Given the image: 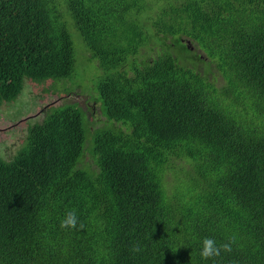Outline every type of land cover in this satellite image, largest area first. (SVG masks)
Segmentation results:
<instances>
[{
  "label": "trees",
  "instance_id": "1",
  "mask_svg": "<svg viewBox=\"0 0 264 264\" xmlns=\"http://www.w3.org/2000/svg\"><path fill=\"white\" fill-rule=\"evenodd\" d=\"M70 30L81 90L0 157V264H264V0H0V104L71 78Z\"/></svg>",
  "mask_w": 264,
  "mask_h": 264
},
{
  "label": "rangeland",
  "instance_id": "2",
  "mask_svg": "<svg viewBox=\"0 0 264 264\" xmlns=\"http://www.w3.org/2000/svg\"><path fill=\"white\" fill-rule=\"evenodd\" d=\"M63 19L69 28V20L64 17ZM69 32L71 34L72 41L76 47L74 48L75 57H76V67H75L76 71L71 76V78L67 80H61L58 83L48 81V82H45L43 86H34L33 84H30L27 87V89H26V86L28 85V83L32 81L29 79H25L24 89L21 95L14 102L8 103L12 105L18 103L17 109H15L14 106H11V108L13 109L12 118L17 120L15 123H13L15 124V127L13 128L12 131H10L9 123L5 119L3 120L1 119L3 117H6L8 115V112H5L3 106H0V157L1 158L6 159V160H11L14 157V155L17 153V151L23 145V140L25 139L23 135L26 132L27 123L28 121H30V119H26V121H22V118H20L19 116V114L22 112V107L20 106L22 105V102L26 100L28 101V104L30 105L28 116H30V118H32L31 120L34 121L41 117L40 113H41V108L43 106V105H38L37 103L40 102L42 104L44 101L49 99L50 96H53V94H55L53 97H51L49 101V102H54L55 105L47 106L44 110H48L50 108H56V107H59L60 105L63 106L65 103H68V104L71 103L72 100L71 98H69L66 101H62L61 95L68 96L70 95V93H74L73 90L75 89H77L75 90V92H78L81 90L80 88L77 87L74 81L77 80L79 83H82L83 74H84L83 63L86 62V58L89 55L84 54V49L80 46L82 45L80 42L82 40L80 34L78 32L76 34L75 32H72L71 30ZM214 72L217 73L218 71L214 70ZM71 83H72V86L70 87V90L68 91V85H70ZM25 89L26 91L24 92ZM45 89H49L50 92L45 95L46 99L44 100L40 99L38 102L37 98H35V95L37 96L44 95L46 93ZM82 93H83L82 95L89 96L88 94H85L84 87H82ZM65 106H68V105H65ZM79 106H81L84 110H86L87 112H90L91 114L94 112H98L96 108L98 104L95 103L93 100H91L90 102H80ZM43 112H42V115H43ZM41 120L42 119H40L38 122H40Z\"/></svg>",
  "mask_w": 264,
  "mask_h": 264
},
{
  "label": "clouds",
  "instance_id": "3",
  "mask_svg": "<svg viewBox=\"0 0 264 264\" xmlns=\"http://www.w3.org/2000/svg\"><path fill=\"white\" fill-rule=\"evenodd\" d=\"M62 79L60 80H54V79H47V80H44L42 82H40V84L36 83L34 84L33 82H30L28 83V85L26 86V89L27 87L30 85V84H33L34 86H43L45 82H48V81H52L54 83H58L59 81H61ZM24 89V87H23ZM26 89L24 90V92L26 91ZM46 93L44 95H41V96H37L35 95V98H37L38 102L39 100H44L46 99L45 95L48 94L50 92L49 89H45ZM23 92V91H22ZM24 95V94H23ZM55 94H53L54 96ZM53 96H50L49 99H47L46 101L43 102V104H50V106H53L55 105L54 102H49L51 97ZM59 96V95H58ZM62 96V101H66L67 99L71 98L70 95L68 96H65V95H61ZM23 97V96H22ZM40 103V102H39ZM96 103V102H95ZM65 105H68V103H65L63 106ZM61 106V105H60ZM44 111V110H43ZM43 116H44V112H43ZM43 120V119H42ZM15 158V157H14ZM13 160V159H12ZM11 161V160H10ZM78 224V216L77 214L72 211V212H68L65 216V218L61 221V227L63 228H75ZM222 247L224 248H230L229 245L225 244L223 245ZM220 253V246H217L216 244V241L211 238V237H206L203 239L202 241V247H201V256L203 258H209V257H213L215 255H219Z\"/></svg>",
  "mask_w": 264,
  "mask_h": 264
},
{
  "label": "flooded vegetation",
  "instance_id": "4",
  "mask_svg": "<svg viewBox=\"0 0 264 264\" xmlns=\"http://www.w3.org/2000/svg\"><path fill=\"white\" fill-rule=\"evenodd\" d=\"M21 99V98H20ZM20 99H19V101H20ZM18 101V102H19ZM14 102V101H13ZM8 103H12V102H8V101H4V102H2L1 104H0V106H3V108H4V111L5 112H8V115L6 116V117H3V118H1L2 120L3 119H5L8 123H9V125H10V131H12L13 130V128L15 127V124H13V123H15L17 120H15V119H13L12 118V112H13V109L11 108V106H14V108L15 109H17V104L18 103H16V104H14V105H12V104H8ZM38 105H43L42 106V108H41V113H40V118L39 119H37V120H34V121H32L31 119L32 118H30V116H28V113H29V110H30V105L28 104V101L26 100V101H24V102H22V105H20L21 107H22V112L19 114V116H20V118H22V121H26V119H30V121H28V123H27V129H26V132H25V134L23 135L24 137H25V139L23 140V145L21 146V148L17 151V153L14 155V157H16L17 155H18V153L20 152V150L25 146V142H26V139H27V136H28V130L30 129V127L32 126V125H34V124H36L40 119H43L44 118V116L42 115V112H43V110L47 107V106H50V104H41V103H37ZM21 121V122H22ZM14 157L12 158V159H14ZM11 159V160H12ZM4 160H6V159H4ZM7 161H10V160H7Z\"/></svg>",
  "mask_w": 264,
  "mask_h": 264
},
{
  "label": "water",
  "instance_id": "5",
  "mask_svg": "<svg viewBox=\"0 0 264 264\" xmlns=\"http://www.w3.org/2000/svg\"><path fill=\"white\" fill-rule=\"evenodd\" d=\"M188 47L191 48V46H190V42H188Z\"/></svg>",
  "mask_w": 264,
  "mask_h": 264
}]
</instances>
